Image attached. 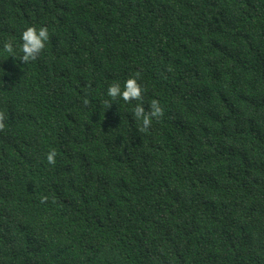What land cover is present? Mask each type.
Segmentation results:
<instances>
[{
	"label": "trees",
	"instance_id": "1",
	"mask_svg": "<svg viewBox=\"0 0 264 264\" xmlns=\"http://www.w3.org/2000/svg\"><path fill=\"white\" fill-rule=\"evenodd\" d=\"M0 110V264H264V0H0Z\"/></svg>",
	"mask_w": 264,
	"mask_h": 264
},
{
	"label": "clouds",
	"instance_id": "2",
	"mask_svg": "<svg viewBox=\"0 0 264 264\" xmlns=\"http://www.w3.org/2000/svg\"><path fill=\"white\" fill-rule=\"evenodd\" d=\"M49 31L46 26H28L22 32L21 40L22 46L20 51L22 55L20 61L27 64L31 61H35L40 53L45 49L46 43L49 41ZM3 49L5 52L11 54V57L15 58V47L13 38H9L3 44ZM141 79L140 72H136L130 76L123 84V87L119 82L111 84L107 89V95L111 98L112 101L117 99H122L125 103H131L132 101H142L143 93L145 91L142 84L139 82ZM85 104H88V100H84ZM105 104L108 107H111L110 101H105ZM134 118L137 121L142 123L140 131H147L153 120H159L164 116V109L161 106V103L157 99H152L149 105L148 110H145V107L142 103H137L133 109ZM6 114L4 111L0 110V131H4L6 128L5 124ZM58 153L55 149H50L46 153V161L49 165L56 164V157ZM49 197L47 195L41 196L40 203H46Z\"/></svg>",
	"mask_w": 264,
	"mask_h": 264
}]
</instances>
